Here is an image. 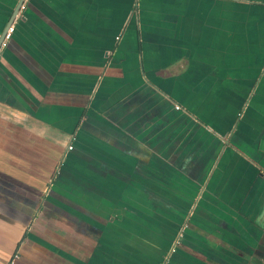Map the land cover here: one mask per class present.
Wrapping results in <instances>:
<instances>
[{
  "label": "crops",
  "instance_id": "crops-1",
  "mask_svg": "<svg viewBox=\"0 0 264 264\" xmlns=\"http://www.w3.org/2000/svg\"><path fill=\"white\" fill-rule=\"evenodd\" d=\"M9 26L0 264H264V3L0 0Z\"/></svg>",
  "mask_w": 264,
  "mask_h": 264
},
{
  "label": "rangeland",
  "instance_id": "rangeland-1",
  "mask_svg": "<svg viewBox=\"0 0 264 264\" xmlns=\"http://www.w3.org/2000/svg\"><path fill=\"white\" fill-rule=\"evenodd\" d=\"M253 1H256V0H253ZM257 1H259V3H261V2L264 3V0H257ZM247 105H248V108H247ZM253 105H254L253 101L252 102L250 101V103H246V106H243V107L240 108V110H242V111H240V113H243L246 108H247V111H249V110L251 111V107L253 108ZM28 234H27V237L25 238L27 240L30 239L28 237ZM25 242H27L25 245H26V250H27L28 255L26 257V261H22L23 264H50V262H56V260H58V259L63 260L62 259L63 256H61L62 257L61 258L60 256L55 255V254L54 255L53 254H50V256H42L41 254L34 253L31 256V251H32L33 248H31V245H30V241L29 240L28 241H25ZM42 246H44V245H42ZM40 250L41 251H45V248L41 247ZM17 252L19 253L18 250H17ZM15 262H16V264H17V262L19 264L20 260H16ZM56 263H59V262H56ZM51 264H54V263H51ZM161 264H164V263H161Z\"/></svg>",
  "mask_w": 264,
  "mask_h": 264
},
{
  "label": "built area",
  "instance_id": "built-area-1",
  "mask_svg": "<svg viewBox=\"0 0 264 264\" xmlns=\"http://www.w3.org/2000/svg\"><path fill=\"white\" fill-rule=\"evenodd\" d=\"M12 32V26H9L4 34V38L2 39L0 43V48L4 47L6 44V40L9 38L10 34ZM70 147V146H69Z\"/></svg>",
  "mask_w": 264,
  "mask_h": 264
},
{
  "label": "trees",
  "instance_id": "trees-1",
  "mask_svg": "<svg viewBox=\"0 0 264 264\" xmlns=\"http://www.w3.org/2000/svg\"><path fill=\"white\" fill-rule=\"evenodd\" d=\"M7 258H8L7 264H9L10 261H11L12 264H14V261H13L14 257L13 256H8Z\"/></svg>",
  "mask_w": 264,
  "mask_h": 264
},
{
  "label": "water",
  "instance_id": "water-1",
  "mask_svg": "<svg viewBox=\"0 0 264 264\" xmlns=\"http://www.w3.org/2000/svg\"><path fill=\"white\" fill-rule=\"evenodd\" d=\"M4 34H5V32H4ZM4 34H3L2 37L0 38V43H1L2 39L4 38Z\"/></svg>",
  "mask_w": 264,
  "mask_h": 264
}]
</instances>
